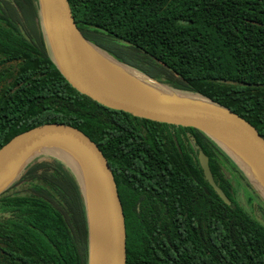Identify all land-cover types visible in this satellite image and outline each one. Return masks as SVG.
Masks as SVG:
<instances>
[{"label": "trees", "instance_id": "16d2710c", "mask_svg": "<svg viewBox=\"0 0 264 264\" xmlns=\"http://www.w3.org/2000/svg\"><path fill=\"white\" fill-rule=\"evenodd\" d=\"M82 34L134 74L237 112L264 137V0H69ZM48 122L101 148L126 221L127 264H264V195L205 132L113 109L81 93L45 42L38 0H0V148ZM209 157L227 204L205 179ZM239 174H235L228 163ZM73 166L41 152L0 194V264H89Z\"/></svg>", "mask_w": 264, "mask_h": 264}, {"label": "water", "instance_id": "95a60500", "mask_svg": "<svg viewBox=\"0 0 264 264\" xmlns=\"http://www.w3.org/2000/svg\"><path fill=\"white\" fill-rule=\"evenodd\" d=\"M38 1L47 49L73 87L110 108L205 132L264 195V137L251 122L212 100L171 92L150 77L147 79L166 90L164 96L146 97L127 90L100 71L93 59V50L118 64L126 74L153 92L149 88L152 84L143 80V75L129 71L126 65L108 56L82 34L69 0ZM220 136L239 142L248 158ZM41 152L64 159L78 175L88 214L89 264H127L125 214L113 170L98 144L72 124L43 123L15 135L5 143L0 148V194ZM198 161L205 179L223 201L230 204L231 200L213 177L208 155L201 149L198 151ZM97 225L100 245L99 253L93 260L94 226Z\"/></svg>", "mask_w": 264, "mask_h": 264}, {"label": "bare ground", "instance_id": "6f19581e", "mask_svg": "<svg viewBox=\"0 0 264 264\" xmlns=\"http://www.w3.org/2000/svg\"><path fill=\"white\" fill-rule=\"evenodd\" d=\"M93 59H94L95 63L97 64L98 68L100 69V71L107 78L113 80L114 82H116L120 86L126 88L127 90H129L135 94L146 96V97L164 96V93H165L164 91H166V90H164L162 87L158 86L157 84H155L154 82H152L148 79H143V80L150 82L152 84V87L151 86L149 87V88L153 89V92H151L150 89L143 87L136 79H134L131 76H129L128 74H126L124 69L121 68L118 64H115L111 60H108L103 54H101V53L99 54L95 50H93ZM220 138L224 142L232 145L235 149H238V151L241 153L242 156L248 158L246 151L244 150V148L242 147V145L239 142H237L233 139L224 137V136H220ZM78 162L81 163L79 159H78ZM98 227H99L98 225H97V227L94 226L96 236H95V234L93 236V239H94L93 260H94V256H96L97 253H99L100 241H98V239L100 237V231H99V229H97Z\"/></svg>", "mask_w": 264, "mask_h": 264}, {"label": "rangeland", "instance_id": "374dc122", "mask_svg": "<svg viewBox=\"0 0 264 264\" xmlns=\"http://www.w3.org/2000/svg\"><path fill=\"white\" fill-rule=\"evenodd\" d=\"M230 167L234 170L235 174H239L235 168H233L232 163H228ZM232 164V165H231ZM251 196H252V201H247L246 199H243L242 201L244 204V207L246 210H249L252 212V214L260 220L264 224V200L261 198V196L254 191V189H251Z\"/></svg>", "mask_w": 264, "mask_h": 264}]
</instances>
